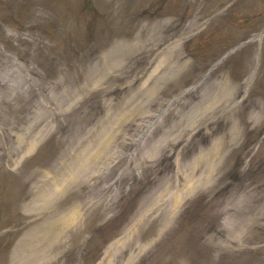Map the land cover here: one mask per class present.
<instances>
[{
  "label": "rangeland",
  "instance_id": "obj_1",
  "mask_svg": "<svg viewBox=\"0 0 264 264\" xmlns=\"http://www.w3.org/2000/svg\"><path fill=\"white\" fill-rule=\"evenodd\" d=\"M0 264H264V0H0Z\"/></svg>",
  "mask_w": 264,
  "mask_h": 264
},
{
  "label": "bare ground",
  "instance_id": "obj_2",
  "mask_svg": "<svg viewBox=\"0 0 264 264\" xmlns=\"http://www.w3.org/2000/svg\"><path fill=\"white\" fill-rule=\"evenodd\" d=\"M104 142H105V140H104L103 137H102V139H101V141H100V147H102V149H105V147H104ZM35 144H36L35 142L32 143L31 146H30V148H29V150H32V149L35 147ZM102 154H103V153H102ZM95 155H96V154H95ZM95 155L93 156V159H94V160H96V158L99 157L101 154H100V155H97V156H95ZM94 160H93V161H94ZM86 165H87V162L84 163L81 167L84 168V167H86ZM196 167H197V166H196ZM196 167H194V168L196 169ZM73 182H75V180H74V175H73V176L71 175L69 179H66V180L64 181V183L60 186V188L64 189V188H66V186H65L66 183L71 184V183H73ZM69 184H68V185H69ZM57 190H58V188H57ZM178 202H179V201H178V199H177L175 205L178 204ZM67 222H68V221H67ZM68 223H69V222H68Z\"/></svg>",
  "mask_w": 264,
  "mask_h": 264
}]
</instances>
